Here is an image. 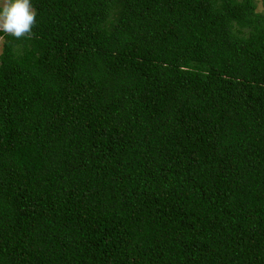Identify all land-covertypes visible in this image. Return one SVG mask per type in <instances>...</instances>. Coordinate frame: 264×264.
I'll return each instance as SVG.
<instances>
[{
  "label": "trees",
  "instance_id": "16d2710c",
  "mask_svg": "<svg viewBox=\"0 0 264 264\" xmlns=\"http://www.w3.org/2000/svg\"><path fill=\"white\" fill-rule=\"evenodd\" d=\"M31 0L0 32V264H264V0Z\"/></svg>",
  "mask_w": 264,
  "mask_h": 264
},
{
  "label": "clouds",
  "instance_id": "9594fccd",
  "mask_svg": "<svg viewBox=\"0 0 264 264\" xmlns=\"http://www.w3.org/2000/svg\"><path fill=\"white\" fill-rule=\"evenodd\" d=\"M35 17L31 0H0V32L22 37L31 31Z\"/></svg>",
  "mask_w": 264,
  "mask_h": 264
},
{
  "label": "rangeland",
  "instance_id": "374dc122",
  "mask_svg": "<svg viewBox=\"0 0 264 264\" xmlns=\"http://www.w3.org/2000/svg\"><path fill=\"white\" fill-rule=\"evenodd\" d=\"M258 4H259V9L262 10V3H261V0H259ZM2 44H3V40L0 38V54H1V52H2Z\"/></svg>",
  "mask_w": 264,
  "mask_h": 264
}]
</instances>
